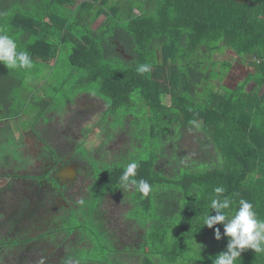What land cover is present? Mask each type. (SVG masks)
Returning a JSON list of instances; mask_svg holds the SVG:
<instances>
[{
    "label": "trees",
    "instance_id": "obj_1",
    "mask_svg": "<svg viewBox=\"0 0 264 264\" xmlns=\"http://www.w3.org/2000/svg\"><path fill=\"white\" fill-rule=\"evenodd\" d=\"M71 3L0 0V32L12 36L18 51H27L33 62L30 69L0 64V145L15 142L8 120L25 114L39 89L46 92L48 84L33 86L28 77L47 81L45 68L65 62L70 78L78 75L76 84L92 85L94 96L104 101L103 116H123L120 131L131 129L129 140L135 137L124 151L128 158L134 150L128 160L98 176L92 199L122 188L120 177L133 161L138 165L134 178L151 185L147 196L134 186L123 187L122 194L129 195L127 215L140 240L128 262L118 251L108 260L213 264L228 244L222 224L204 226L206 216L215 215V187L226 189L223 196L233 202L232 209L245 199L264 219V0ZM226 49L255 62V72L234 87L216 83L232 69L230 62L217 59ZM145 63L150 73L138 74L136 68ZM27 86L32 91L17 107ZM44 98L32 114L36 118L53 99ZM193 120L196 126L189 123ZM187 133L195 136L197 152L206 154V161L189 163L182 151ZM217 228L220 240L215 239ZM237 264H264V253L245 250Z\"/></svg>",
    "mask_w": 264,
    "mask_h": 264
},
{
    "label": "flooded vegetation",
    "instance_id": "obj_2",
    "mask_svg": "<svg viewBox=\"0 0 264 264\" xmlns=\"http://www.w3.org/2000/svg\"><path fill=\"white\" fill-rule=\"evenodd\" d=\"M85 95L90 96L80 94L75 103ZM69 111L48 113L40 118L29 115L19 133L24 139H20L22 137L16 135L12 127L11 122L16 118L8 120L16 142L5 143V149L0 147V264H96L94 259L85 260L80 254L85 244L82 236L90 238L85 232L88 234L91 228L77 223L72 229L71 215L78 213L74 210L77 205L91 197L98 176L108 167L124 164L128 158H123L126 156L124 146L122 151H111L110 144L118 134H105V140V136H109L103 149L98 146L89 153L92 160L97 156L102 164L98 175H92L89 162L79 154L78 148L91 142L89 135L95 125L90 123L89 131H84L88 125L82 124L80 119L78 122L77 115L71 116ZM125 133L121 130L120 134L127 138ZM122 190L123 187L116 188L100 195L95 201V211L102 216L103 228L108 232L105 231L110 244L108 253L113 251L114 243H118L121 251L115 250L120 252L117 255L128 262L132 247H136L140 239L130 234L136 232L127 215L128 197ZM112 203L121 207L117 221L115 217L110 218V211L108 214L107 207ZM123 207L126 208L122 210ZM111 219L117 223L112 224Z\"/></svg>",
    "mask_w": 264,
    "mask_h": 264
},
{
    "label": "rangeland",
    "instance_id": "obj_3",
    "mask_svg": "<svg viewBox=\"0 0 264 264\" xmlns=\"http://www.w3.org/2000/svg\"><path fill=\"white\" fill-rule=\"evenodd\" d=\"M82 0H73V3L71 4H77ZM104 17H101L94 25L93 28L97 29L100 24L102 23ZM217 59L220 61H228L232 65V69L224 70L223 73V80L217 81V85H226L227 87H234L237 85L240 81L244 80L250 73L255 72V62L249 57H238L234 54L233 51L230 49H226L222 54L217 56ZM49 62H53L54 60H48ZM46 69V72H49V78L47 81H43V78H37L34 76L28 77V82L33 86H43L47 85L44 88L46 89L45 94L41 89H39V92L36 95L35 104L27 103L25 114H21L20 117L12 120V127L16 131V135L21 133L22 130V123H26L30 117L29 115L36 114L37 111H39L38 103L43 101L45 96L52 97L53 99L50 102V105L45 111V113H53V114H63L66 111H69V115H77V121L80 119L82 120L81 123L85 125L86 128L84 131H89L90 127L89 124L93 123L95 125V129L93 132L89 135V140L91 142L85 144L83 147L78 148L79 154H82L86 160L89 162L91 174L94 173L98 175V172L100 169H102V164L100 163V160L95 157V159L92 160L91 155H89L91 150L95 147H99V149H103L104 142L108 141V136L106 135V140L103 137L105 134H118L115 137V141L110 144L111 151H122L123 146L126 148V146H129V143H131V138L129 140V137L133 134L131 129L126 130V136L121 135L120 128L123 125V116H119L117 118H113L112 116L107 117L103 116V111L106 110V104L102 100H93L90 96H94V87L92 85L88 84H79L77 85L75 81L76 77H79L78 75L73 76L70 78L69 73L71 67L66 66L65 62H61L58 66H53L50 69ZM50 70V71H48ZM43 88V89H44ZM42 89V90H43ZM31 89L29 86L26 87L25 90L22 92V97L16 104L18 106H22V102L24 101V98L27 97L31 93ZM79 92H85L86 94H89L90 96L85 95L82 99L77 100L75 103L76 95ZM76 97V98H75ZM73 99L75 100L73 103ZM72 103L74 105H72ZM165 103H169V99H165ZM43 113V115H46ZM131 121H129V124L132 125V118H130ZM79 122V121H78ZM143 126V125H142ZM102 129V130H101ZM19 137H22L19 134ZM15 138V136H14ZM20 139H24L23 137ZM103 139V141H101ZM139 141V140H138ZM16 142V139H15ZM129 142V143H128ZM183 145L182 151L188 156L190 161L189 163L195 162L197 159L199 161H206V154H201L197 152L196 142H195V136L191 133H187L183 137ZM133 145V144H132ZM2 148V146L0 145ZM5 149V147H3ZM109 148V146H108ZM126 150V149H125ZM98 149L95 150L97 152ZM134 152V150H131L128 156ZM100 155V154H99ZM128 157V158H129ZM208 157V156H207ZM1 162V160H0ZM104 164V163H103ZM91 176V175H90ZM93 177V176H92ZM129 197V195H127ZM89 196L86 198V200L82 203V205H77V207L74 210H78L77 214L71 215V222L70 226L71 228L74 227L77 223H80L79 225L86 226L88 229L91 228V232L87 234V231L85 232L86 235H89L90 238L87 236H82V240L85 242V244L82 246V249L80 250L81 256L85 260L94 259L96 261V264H102V262H108L112 264V261L108 260L110 258V254H114L115 250L121 251V246H118V243H114L113 251L109 254L110 250V244H108L107 240V234L105 233L106 229L103 228L104 222L103 218L100 215V213L97 210L96 202L92 197ZM117 204H110L108 206V214L110 213V218H116L117 221V215L121 212V207H116ZM126 207H123L122 210H124ZM112 221V219H111ZM116 221H112V224ZM117 223V222H116ZM102 227V228H101ZM73 229V228H72ZM84 231V230H83ZM107 232V231H106ZM108 233V232H107ZM131 236H136V234H132L130 232ZM115 235V233H112V236ZM129 238V237H128ZM91 240V241H88ZM130 239V238H129ZM101 242V244L99 243ZM136 243V242H135ZM96 244L100 245L98 248H96ZM131 248V247H130ZM126 249V248H124ZM112 256V255H111ZM120 260V259H119Z\"/></svg>",
    "mask_w": 264,
    "mask_h": 264
},
{
    "label": "clouds",
    "instance_id": "obj_4",
    "mask_svg": "<svg viewBox=\"0 0 264 264\" xmlns=\"http://www.w3.org/2000/svg\"><path fill=\"white\" fill-rule=\"evenodd\" d=\"M0 64L10 69H30L33 62L27 51L19 50L16 40L0 32ZM150 64H140L136 72L140 75L150 73ZM196 126V121H189ZM138 165L131 162L126 166L120 177L121 185L124 188L134 186L136 191L147 196L151 191V185L135 177ZM226 189L223 186L214 188L215 198L211 200V209L215 215H207L204 226L212 229L215 225H223V235L228 239L227 248L213 259V264H237L241 253L245 250H252L255 253H264V219L258 217L254 211L253 204L245 199H240L238 207L232 209V201L229 197L223 196ZM227 210V211H226ZM215 239L222 238L219 228L215 230Z\"/></svg>",
    "mask_w": 264,
    "mask_h": 264
},
{
    "label": "crops",
    "instance_id": "obj_5",
    "mask_svg": "<svg viewBox=\"0 0 264 264\" xmlns=\"http://www.w3.org/2000/svg\"><path fill=\"white\" fill-rule=\"evenodd\" d=\"M50 64H51V65H53V64H54V61H53V62H51Z\"/></svg>",
    "mask_w": 264,
    "mask_h": 264
}]
</instances>
